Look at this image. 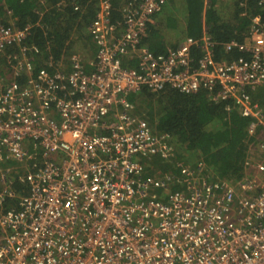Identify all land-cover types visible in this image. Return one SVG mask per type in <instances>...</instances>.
Here are the masks:
<instances>
[{
  "label": "built area",
  "instance_id": "obj_1",
  "mask_svg": "<svg viewBox=\"0 0 264 264\" xmlns=\"http://www.w3.org/2000/svg\"><path fill=\"white\" fill-rule=\"evenodd\" d=\"M112 1L98 0L89 25L90 71L75 57L68 75L0 89V264H264V159L236 183L209 181L202 164L177 163L176 178L145 176L142 159L172 162L174 149L127 100L171 88L231 103L264 158V111L249 95L264 86V21L256 16L243 42L223 45L236 59L217 61L205 34L155 55L142 41L169 0H128L115 23ZM29 28L0 22V51L17 45L24 55ZM22 69L30 75L21 61L13 75ZM176 181L183 189L171 191Z\"/></svg>",
  "mask_w": 264,
  "mask_h": 264
},
{
  "label": "trees",
  "instance_id": "obj_2",
  "mask_svg": "<svg viewBox=\"0 0 264 264\" xmlns=\"http://www.w3.org/2000/svg\"><path fill=\"white\" fill-rule=\"evenodd\" d=\"M127 1H112L113 23L121 20L119 10ZM178 1L184 2L183 10L169 4L158 18L155 16L154 25L148 27L143 45L151 53L162 54L167 48L177 47L187 37L199 38L205 28L215 43L217 61L236 59L238 53H225L222 45L233 40L242 42L249 35L253 17L260 16L264 21V5L259 4L260 0H210L206 6L204 0ZM77 5L78 9L74 10L70 0H0V22L4 26L19 30L30 27L21 44L26 48L24 55L21 46L17 45L6 46L0 51V78L7 70L8 81L23 87L29 77L41 82L44 73L68 75L72 69L70 60L75 57L83 61L86 71H90L88 62L94 60L97 47L88 29L95 17L98 0H78ZM121 60L126 68L136 65L128 56ZM19 61L22 66L30 65L29 76L24 69L13 75V68ZM0 81L3 82V78ZM127 100L136 106L134 115L145 114L144 121L156 134L168 135L174 149L172 162L156 157L142 159L145 176L161 178L170 174L176 178L177 163L191 168L202 164V176L211 182L236 183L250 175V167L255 164L249 159L255 140L248 134L251 121L241 117L231 103H215L205 92L183 94L171 88L156 93L142 89L128 95ZM260 102L257 103L262 110L264 104ZM40 161L37 150L31 165ZM169 189L183 188L176 181L169 184ZM14 190L24 195L28 188L15 183ZM156 193L160 194V190ZM16 206V199H7L5 208Z\"/></svg>",
  "mask_w": 264,
  "mask_h": 264
},
{
  "label": "rangeland",
  "instance_id": "obj_3",
  "mask_svg": "<svg viewBox=\"0 0 264 264\" xmlns=\"http://www.w3.org/2000/svg\"><path fill=\"white\" fill-rule=\"evenodd\" d=\"M177 10L178 7H175ZM14 66V65H13ZM5 76H2L0 79L3 78V82L0 81V89H3L5 86H7V84H9L10 82L8 81V79L10 78L9 73L7 72V70L4 72ZM9 82V83H8ZM250 98L252 99V101H256V102H260L264 104V86L259 87L258 89H256L255 91H251L249 92ZM136 109V106H134ZM138 116H140L141 119H143V117L145 116V114H137ZM144 120V119H143ZM249 159L253 162V163H257V162H261L263 158V155L258 152V150H256L254 147L251 150V154H249Z\"/></svg>",
  "mask_w": 264,
  "mask_h": 264
},
{
  "label": "clouds",
  "instance_id": "obj_4",
  "mask_svg": "<svg viewBox=\"0 0 264 264\" xmlns=\"http://www.w3.org/2000/svg\"><path fill=\"white\" fill-rule=\"evenodd\" d=\"M208 1H210V0H204V5H205V6L207 5ZM170 2H171V0H169V2H168V3L162 8V10H163L164 8H166V7L170 4ZM162 10H161V11H162ZM161 11H160V12H161ZM160 12H159V13H160ZM159 13H157L155 16H157ZM155 16L153 17L151 23H149V24L147 25L146 35H145V37H144V39H143V41H142V44H143L144 40H145L146 37H147L148 27L151 26V25H154V22H155L154 18H155ZM255 17H256V16H255ZM255 17H253V18H255ZM253 18H252V19H253ZM251 23H252V20H251ZM250 26H251V25H250ZM249 28H250V27H249ZM203 34H205L210 40H212V39L209 37V35L206 33V29H205V28H203V30H202V34H201V36H200L199 38H201V37L203 36ZM249 35H250V32H249ZM249 35H248V36H249ZM248 36H247V37H248ZM247 37H246V38H247ZM187 38H192V37H187ZM187 38H185V39H187ZM199 38H192V39H199ZM246 38H245V39H246ZM185 39H183L177 47H175V48H167L166 51H165L164 53H166L168 49H177L180 45H182V43L185 41ZM245 39H244V40H245ZM244 40H243V41H244ZM212 41H213V40H212ZM233 41H234V40H233ZM243 41H242V42H243ZM230 42H231V41H230ZM235 42H239V41H235ZM213 43H214V42H213ZM227 43H228V42H227ZM214 44H215V43H214ZM224 44H225V43H224ZM224 44H223V45H224ZM223 45H222V47H223ZM143 46H144V45H143ZM144 47H145V46H144ZM214 47H215V46H214ZM145 48H146V47H145ZM146 49H147V48H146ZM147 50H148V49H147ZM148 51H149V50H148ZM223 51H224V50H223ZM164 53L159 54V55H163ZM153 54H154V53H153ZM155 55H158V54H155ZM136 116H138V115H136ZM138 117H140V116H138Z\"/></svg>",
  "mask_w": 264,
  "mask_h": 264
},
{
  "label": "crops",
  "instance_id": "obj_5",
  "mask_svg": "<svg viewBox=\"0 0 264 264\" xmlns=\"http://www.w3.org/2000/svg\"><path fill=\"white\" fill-rule=\"evenodd\" d=\"M172 6H174V7H178V9L179 10H183L184 9V2H182V1H178V0H174L172 3H170ZM169 6V5H168ZM159 16H157L156 18H158ZM164 34H166V33H164ZM222 48V50H223V47H221ZM251 99V98H250ZM251 102H252V104H256V105H258L259 107H260V105L256 102V101H252V99H251ZM262 108V107H261ZM262 110L264 111V108H262Z\"/></svg>",
  "mask_w": 264,
  "mask_h": 264
}]
</instances>
